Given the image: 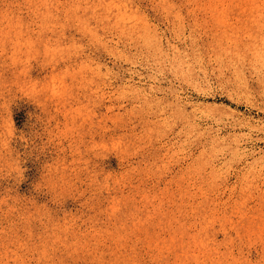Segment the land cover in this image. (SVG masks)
<instances>
[{
	"label": "rangeland",
	"instance_id": "374dc122",
	"mask_svg": "<svg viewBox=\"0 0 264 264\" xmlns=\"http://www.w3.org/2000/svg\"><path fill=\"white\" fill-rule=\"evenodd\" d=\"M0 264H264V0H0Z\"/></svg>",
	"mask_w": 264,
	"mask_h": 264
}]
</instances>
